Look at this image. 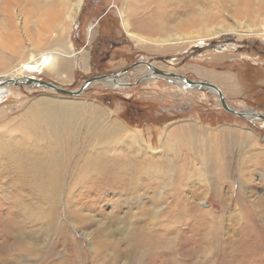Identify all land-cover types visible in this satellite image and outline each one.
Segmentation results:
<instances>
[{"label":"rangeland","instance_id":"rangeland-1","mask_svg":"<svg viewBox=\"0 0 264 264\" xmlns=\"http://www.w3.org/2000/svg\"><path fill=\"white\" fill-rule=\"evenodd\" d=\"M19 7L13 4L6 10L8 17L14 15L11 25H16L17 35L6 32L3 36L6 48L0 49V76L14 72H1L3 61L26 62L31 57L28 50L15 52L12 46L21 43L30 49L39 39L38 27L33 28L29 40L17 24V12L20 17L24 13ZM137 8L130 17L135 28L129 29L123 20L125 0H84L70 29L78 51L71 58V68L52 67L27 78L79 90L92 77L128 69L125 74L107 77L113 87L93 82L85 92L67 96L29 83H8L0 88V243L8 225L15 237L20 234L26 248L21 257L13 249L4 256L0 252L1 264H13L12 256H18L21 264H136L141 253H149L144 264H157L155 247L147 242L145 247H131L125 240L131 234L128 220L131 226L146 227L153 216L139 215L151 210L179 232L175 245L179 264H264V125L259 119L260 113L264 114V0H140ZM158 10L164 15H153ZM150 17L152 24L162 18L165 30L152 31ZM208 28L216 33L207 34ZM136 32L143 37L134 36ZM55 37L51 33V38ZM86 55L82 66L81 56ZM142 61L196 81L209 80L222 89L229 105L243 112H259L258 118L229 112L217 93L200 88L179 90L174 81L146 76L142 69L147 65ZM205 70L212 76L231 73L236 85L229 87L215 75L201 78ZM97 106L107 113L98 111ZM117 119L140 130L143 145L132 144L125 134L116 133H106V144L99 141L106 129L113 132V127L119 132ZM187 121L196 127L199 122L208 131L215 129L219 138L211 136L212 132L208 137L188 129ZM173 128H179L178 136ZM50 143L56 144L58 155L51 172L53 181L45 167L33 169L39 180L32 173L26 176L31 185L22 184L19 177L23 171H18L16 154L48 148ZM98 144L103 151L120 154L115 156L116 163L118 157L126 160L121 172L124 179L117 187L111 185L115 176L108 171L94 167L95 173L86 176L83 164H75L86 150L98 154ZM215 154L221 166L226 159L228 169L218 164L215 173L211 164H215ZM217 177L222 195L215 192ZM42 179L44 187L37 185ZM42 194L46 198L40 201L38 195ZM55 207L62 212H58L60 223L55 215V222L45 217ZM68 207L73 214L84 216L72 217ZM202 211L207 218L199 223ZM18 213L26 227L16 231L13 226ZM204 224L208 226L204 228ZM194 225L200 233H195ZM243 228L249 231L239 233ZM213 231H218V237H213ZM207 233L211 241L206 243L201 235ZM233 246L246 248L232 253ZM169 250L168 246L164 252Z\"/></svg>","mask_w":264,"mask_h":264},{"label":"bare ground","instance_id":"bare-ground-1","mask_svg":"<svg viewBox=\"0 0 264 264\" xmlns=\"http://www.w3.org/2000/svg\"><path fill=\"white\" fill-rule=\"evenodd\" d=\"M139 1L140 0H125V6H126V13L127 14L123 17V20H124V24L129 29H133L132 27H134L133 23H131V21H130V17L132 16V14L134 12H136L139 9V8H137L138 4H139ZM13 4L20 6L19 9L22 12H24L22 17H20V12H17V19H18L17 24H20V26L22 27V30H23L24 34L26 35V37L29 40H31L32 39L31 34H32L33 28H37L38 27L39 29H37V30H38V33H39V39H38L37 42H35V41L32 42L30 49L28 47H23V45L21 43L12 46L11 49L14 50L15 52L19 51V50L21 52L22 49H26L25 51L28 50V52H31L32 54H31V57L29 58V60L26 61V62H24L23 60H19L17 62V61H14L12 59L10 61H3L1 63L2 66H3V70L1 72L10 71V70H12V71L14 70V72L11 73V74L9 73V74H5V75L0 76V88H3V86H5L4 84L7 85L8 83H16V84H19V85H24V84L29 83V84H27L29 86H44V88H46L48 90H53V91H55L57 93L64 94L65 96L72 95V94L60 92L61 89H65V90H69V91H71V90L67 89L65 87L59 86V85H57V84H55L53 82H52V84L55 85V88H58L57 90H55L53 87H47L45 85H42L39 82V80H31L32 81L31 82L27 78L30 75L35 74V73H39L41 71L42 72L43 71H47L48 72V70L50 71L52 69V67L54 69H56V67H57V69L63 70V71L64 70H68V69L71 68V64H72V59L71 58L74 57V56H77L78 51L75 48V44H74L73 40L71 39V30L70 29H71V26H72V22H74L76 20V18L78 17L79 12L82 9V5L84 4V0H0V24H2V26L4 28V32H1V34H0V49L2 51H3V49L6 48V45L3 42L4 34L7 32L9 34H12L13 36L17 35V30H15L16 29V25L15 24L11 25L12 23H11V18L10 17H14V15L8 17L9 15L6 13V10H8L11 7V5H13ZM156 14H159L161 16L164 15L163 11H161V10H158L153 15H156ZM151 19H152V17L147 18V20H149L150 27H151L152 31L154 30L156 32V31H164L165 30L166 22L162 18L158 19V21L155 22L154 24H152ZM208 29L209 30H208L207 34H213V33L215 34L216 33V30H214V28H208ZM254 32L255 33H262V31H254ZM51 33L54 34V35H57V37L51 38ZM141 34H142L141 32H138V33L136 32V34H133V35L138 37V38H141V36H142ZM166 38H169V37L167 36ZM164 40H165V38H161L162 42H164ZM53 41L56 42L55 45L52 44ZM86 62H87V55L86 56H81V64H82V66L85 65ZM146 65H147V68L142 69V72L146 73V76H150L152 78L154 76L163 77V78H166L168 80L174 81V83L179 86V90H186L187 88H189V89H195L196 88L197 90H198V88H200L202 91L203 90H208V92H210L212 94L217 93L218 94V100L221 101V96L219 95V92L217 90H215L214 88H212V87H210V86H208L206 84H201V82L211 83V81H209V80L196 81L195 79H190L189 77H187L185 75H182L180 73L178 74V73L175 72L174 73L175 75H173V72L167 71V70L163 69L162 67H159V66H157V65H155L153 63H151V65H149V64H146ZM119 73L125 74V72L122 71V72H118V73H115V74H112V75L108 74L105 77H97L96 79H92L91 81L88 82L87 88H89V86L92 85L93 82H99L102 85H108L110 87H113L114 85L110 84V82L108 81L109 78H107V77H115V75H118ZM200 74H201V78H208V79H209V77H214V75H215L214 74L212 76L211 73L209 71H207V70H205L204 73H200ZM34 76H36V75H34ZM119 76H121V75H119ZM215 76L220 78L222 80V82L225 85L229 86V87H231V86L234 87L236 85V79L233 76V74H231V73H228L226 75L225 74H216ZM32 78H34V77H32ZM32 78L30 77V79H32ZM98 78H101V79L97 80ZM34 79H38V78H34ZM189 89H187V90H189ZM85 90H84V92H85ZM73 91H78V90H73ZM221 105L223 106L222 101H221ZM228 106L230 108H234L233 106L229 105V103H228ZM93 108H96V107H93ZM97 110L100 111L101 113H105V112L107 113V111L104 108H100L99 106H97ZM235 110L237 112H240V114H238L239 116H241V114H245L244 117L247 118L248 115L255 114V117L258 118V116H256V114H259V112H254L253 110H251L250 111L251 113H248V111L243 112V111H239L237 109H235ZM259 116L261 117L259 119H262V121H263L262 124L264 125V119H263L264 118V114L260 113ZM117 121L119 123V124L118 123L116 124V125L119 126V129L117 131H119V132H114V130H113L114 128L113 127L111 128L112 129L111 131H113V132H109V129H106V131H104L102 133V135L100 136L101 138H100L99 141L105 142V144H106V141H107L106 139L108 137L106 135V133H108L109 135H110V133H116V135H119V134L124 135L125 134L127 139H129V141L132 144H137V145L142 144L143 138H142L140 130L134 129L132 127H129L126 123L122 122L121 120L119 122V120L117 119ZM200 125L201 124L199 122H197V127L195 126V123H193V122L190 123V121H187L185 123V127L187 126L188 129L193 130V131L197 130L198 132H202L201 134L203 136L206 135V136L209 137L210 132H212L213 135H211V136H214L215 138L216 137L219 138L218 137L219 134H218L217 131H215V129L214 130L211 129L212 131H208V130H205ZM185 127H183V129ZM181 130H182V128H180V131ZM173 132H175V133L179 132V128L178 129L175 128L173 130ZM198 132H195V133L198 134V135H201ZM185 133H187V132H185ZM234 133H236V132H234ZM189 134H190V132H189ZM176 135H177V133H176ZM180 135H182V134H180ZM96 140H97V138H96ZM57 143L58 142H56V144ZM97 143H99V142H97ZM54 144L55 143H52V144L50 143L49 144L50 147L42 148L41 150H40V147L36 148L35 150H26L25 149L24 151H22V153L16 154V157H15L16 161H17L16 163L19 166V170L18 171L19 172L23 171V175L22 176L20 175V177H19L22 180L21 181L22 184H25L26 186L31 185V184H29L27 182V179H26V176L29 175V174L31 175L32 173H34L33 177H35L36 179H38L40 177V175H37L33 171V169L37 168V170H38V168H42L43 169V168L46 167L47 170L49 169V172L46 171L48 175L52 172L53 164H54V162H56L58 160V157H57L58 155L56 156V153H55L56 148H54V146L56 147V144L55 145ZM163 145H165V142L162 143V147H164ZM95 146L99 150L98 154L93 155V154H90L89 152H87V150H86L85 153L81 156V160L78 159L79 161L77 160L75 162V164H77V162L80 163L79 165L83 164L81 167H83L82 171H83V174H85L86 176H88L89 173L92 172V171H93L92 174L95 173L94 172L95 169H93L94 167L95 168H99L101 170L108 171L113 178L115 176V179H113V181H114L113 183L114 184H111V185H113L114 187L115 186L117 187L118 186L117 182L118 181H122L124 179V176L123 175L121 176V172H122V169L126 166V163H125L126 160H124V158H119L118 157L117 158L118 159L117 160L118 165H117L115 156H117V155L120 156V154L115 155V152H113L112 150L107 149V148H106L107 150L103 151V150H101L102 147L99 144L95 145ZM73 150H74L73 153H75V149L71 148V151H73ZM101 151H103V153H102V156L99 157L101 155ZM72 155H74V154H72ZM99 158H101V159L99 160ZM108 158H110V159H108ZM69 159H71V157ZM98 163H99V165L96 167V165ZM104 163H110V165L109 164H104ZM120 163L122 164L121 167H120ZM219 163H221V162L218 161V158L216 157V154H215V164L211 163L215 173H216V170H217V167H218ZM227 164H228V162L225 159L223 166H221L219 164V167H223V168L227 167V169H228L229 166H227ZM239 164H241V163H239ZM145 165H146V163L144 164V166ZM209 169H210V166H209ZM99 173H97V174H99ZM51 174L52 175H49L50 176V180L53 181V178H52L53 173H51ZM219 178L220 177H217V179L215 181L219 180ZM130 179H129V181H131ZM47 180H49V178ZM50 180H49V182H50ZM42 181H43V179H42ZM42 181H39L40 184H37V183L36 184L40 185L41 187H44L45 183H44V181L43 182ZM63 181H64V179H63ZM242 184H243V180L241 178L239 187ZM25 185H24V187H25ZM56 185H57V183H56ZM61 185H63V183ZM72 185H74V184H72ZM22 187H23V185H22ZM70 187H69V190H70ZM214 187H215V192L217 193V195H219V193L221 192V188H222L221 187V182L217 181L216 182V186H214ZM40 191H41V189H40ZM71 194H72V192H71ZM220 195H222V192L220 193ZM38 196L40 197L39 198L40 201H43V199L46 198L45 194H42L41 196L38 195ZM125 200H126V202H132V198L130 200H129V198H125ZM56 203H57V206H58V204L60 203V196H58ZM201 204H202V206L204 208H206V206H207L206 200H203ZM184 205H186V204H184ZM66 209H67V211H69V213H70V215L72 217H78V216L83 217L84 216V214L83 215L82 214H76V215L73 214V211L71 212V210H70L71 208H69V207L66 208ZM59 211L60 210H58L57 207L53 208L52 210L50 209V210H48L46 212L45 217L48 218L49 220L51 219V221L53 219L54 222H55V219H54L55 218L54 215H55L56 218H57V222L60 223L61 222L60 221V217L62 215L58 214ZM154 212L152 210L151 211H145L146 215L144 213H141L139 215V216H144V217L153 216V218H154L153 221L149 225H147L146 227L139 228V227H137L136 225H133V224L131 226L132 222H130L128 220V222L130 223V230L129 231H130L131 234H129V236L125 240L129 243V246H131V247L132 246H136V245H139L141 247L143 245L145 247L146 242H147L148 246H150L151 248L155 247V251L159 254L158 255L159 259H157V261L155 262V263L158 262L157 264H179V251L177 249V246H175L176 245V240L179 239V235H178L179 232L177 233L175 230L173 231V229L169 228L166 225V223H163L162 219L160 217H158L160 213H158L157 211L155 213ZM59 213L62 214L61 211ZM203 213H204L203 211L201 213L199 212V215L201 216V218L198 219L199 223L203 222L207 218L206 214H203ZM75 219H78V218H74L75 224H77V221ZM85 219L87 220L88 223L91 222L90 218H85ZM207 224H204V228H205V225H207ZM77 225H79V224H77ZM198 226L201 229V227H200L201 224H198ZM202 226H203V224H202ZM25 227L26 226L22 223L21 215L18 213L17 218H16V222H15V224L13 226V229H15L17 231L18 229H22V228H25ZM216 227L214 225V228H216ZM193 228H194L195 233H197V234L200 233V229L196 228L195 225H194ZM3 230H5V236L6 237L5 238L3 237L4 240H3V242L0 243V252H1V254H3V256L5 254H7V253L9 254L11 249L16 250L15 252H19V256L20 257L22 255L26 254V253H24V252H26V248H25L24 244L19 240V235L20 234L18 233V235L15 237L13 235V231L11 229H9L8 225H5ZM243 231L247 233V231H249V229L243 228V230H241L239 233L242 234ZM169 232H173V235H169ZM213 232L216 233V234H213V237L214 238L218 237V231H213ZM8 233H10V235H8ZM203 234L201 235L202 241H204L206 243L208 241H211V235H208V233L206 235H203ZM241 234H240V236H241V238H243V235H241ZM0 235H1V233H0ZM13 237H14V241H13ZM239 240H237V241H239ZM144 241H145V243H143ZM147 244H146V246H147ZM168 246L170 247V250H169V253H168L169 255L164 252L166 247H168ZM233 248H234V246H233ZM244 248H246V247H244ZM239 249H240V247L238 246L237 248H234V249H231V250H232V253H237V251L238 252L243 251L242 248L240 250ZM223 250H225V248ZM98 251H99V249H98ZM148 254L147 253H141L140 256H139L140 258H139L138 262H136V264H144L143 260ZM17 257L18 256H12V258H11L12 260L11 261H13V264H21V263H18V261L16 260ZM18 259H19V257H18ZM0 264H1V261H0Z\"/></svg>","mask_w":264,"mask_h":264},{"label":"water","instance_id":"water-1","mask_svg":"<svg viewBox=\"0 0 264 264\" xmlns=\"http://www.w3.org/2000/svg\"><path fill=\"white\" fill-rule=\"evenodd\" d=\"M149 64V65H151V62L150 61H142V64ZM128 69H126V70H124V72L125 71H127ZM115 74V73H114ZM108 74H103L102 76H96L95 78H90V79H88V80H86V83H84V85H83V87L80 89V90H78V91H73V90H71V91H69V90H65V89H61V91L60 92H64V93H68V94H72V95H79V94H81V93H83L84 92V90L87 88V86H88V82L89 81H91L92 79H96L97 77H105V76H107ZM173 75H175L174 73H173ZM191 81V80H190ZM32 82V81H31ZM39 82L42 84V85H45V86H47V87H53L55 90H57L58 88H55V85L54 84H52V82H50V81H46V80H39ZM201 84H206V85H208V86H210V87H212V88H214L215 90H217L218 92H219V95L221 96V101H222V104H223V106H224V108H226L229 112H231V113H235V114H240V112H237L236 110H235V108H230L229 106H228V101L225 99V95L223 94V91H222V89L217 85V84H214V83H206V82H201ZM244 115L245 114H241V116H243L244 117Z\"/></svg>","mask_w":264,"mask_h":264}]
</instances>
